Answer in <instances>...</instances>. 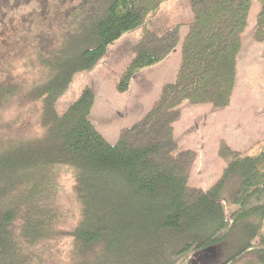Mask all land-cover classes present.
<instances>
[{"label":"trees","instance_id":"trees-1","mask_svg":"<svg viewBox=\"0 0 264 264\" xmlns=\"http://www.w3.org/2000/svg\"><path fill=\"white\" fill-rule=\"evenodd\" d=\"M164 1L106 0L96 14L83 13L78 34L55 35L62 15L51 0H0V264H190L197 254L220 256L234 239L235 251L215 264L249 255L264 264V149L221 145L229 161L205 191L188 184L196 152L178 150L174 139L184 101L229 105L253 0H190L175 80L116 143L90 118L91 88L57 109L74 76L126 33L142 30L120 92L170 55L186 24L147 26Z\"/></svg>","mask_w":264,"mask_h":264},{"label":"rangeland","instance_id":"rangeland-1","mask_svg":"<svg viewBox=\"0 0 264 264\" xmlns=\"http://www.w3.org/2000/svg\"><path fill=\"white\" fill-rule=\"evenodd\" d=\"M51 1L57 7V14L62 15L61 21L53 27L55 35L75 32L84 24L81 17L86 13L96 14L106 3V0ZM36 6L37 2H33L21 7L20 12L27 13ZM259 11L260 4L253 0L241 35L242 48L236 58V79L229 105L220 109L210 104L194 105L184 101L179 106L180 117L174 123V139L178 150L196 152L188 181L192 187L207 191L219 181L229 161L219 156L221 145H227L240 154L264 149V39L259 40L256 35ZM192 18L190 0L162 2L149 21L148 29L186 24L181 27L180 42L170 55L156 65L142 69L132 79L129 89L120 92L117 89L119 78L135 55L134 45L142 30L126 33L108 47L106 55L94 68L74 76L68 90L58 99L57 109L64 111L85 88H91L95 99L90 118L108 142L116 143L121 130L139 121L159 98L163 87L175 80L181 62L182 40ZM63 182L69 183L65 178ZM233 209L226 206L228 214ZM235 241L220 248V256L211 259L213 254H205V259H209L206 262L197 254L190 264L223 261L235 251ZM231 264L262 263L258 257L249 255Z\"/></svg>","mask_w":264,"mask_h":264},{"label":"crops","instance_id":"crops-1","mask_svg":"<svg viewBox=\"0 0 264 264\" xmlns=\"http://www.w3.org/2000/svg\"><path fill=\"white\" fill-rule=\"evenodd\" d=\"M93 110V109H92Z\"/></svg>","mask_w":264,"mask_h":264}]
</instances>
